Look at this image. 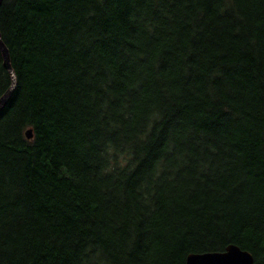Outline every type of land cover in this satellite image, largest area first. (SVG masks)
<instances>
[{
  "label": "trees",
  "instance_id": "obj_1",
  "mask_svg": "<svg viewBox=\"0 0 264 264\" xmlns=\"http://www.w3.org/2000/svg\"><path fill=\"white\" fill-rule=\"evenodd\" d=\"M0 38V264H264V0H3Z\"/></svg>",
  "mask_w": 264,
  "mask_h": 264
},
{
  "label": "water",
  "instance_id": "obj_2",
  "mask_svg": "<svg viewBox=\"0 0 264 264\" xmlns=\"http://www.w3.org/2000/svg\"><path fill=\"white\" fill-rule=\"evenodd\" d=\"M3 0H0V5ZM0 51L4 68L11 78V83L6 92L0 97V110L9 100L16 86V76L11 67L9 54L0 38ZM26 138L31 139V131L26 132ZM184 264H254V258L248 251L236 245H228L223 252L193 253L186 256Z\"/></svg>",
  "mask_w": 264,
  "mask_h": 264
}]
</instances>
